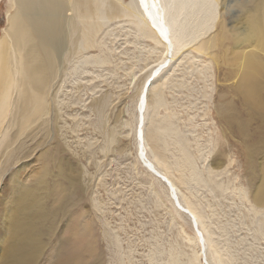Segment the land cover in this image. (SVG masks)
<instances>
[{
	"label": "rangeland",
	"instance_id": "obj_1",
	"mask_svg": "<svg viewBox=\"0 0 264 264\" xmlns=\"http://www.w3.org/2000/svg\"><path fill=\"white\" fill-rule=\"evenodd\" d=\"M234 1L225 0V12L222 0H212L213 19L197 34L199 41L217 40L223 25L222 43L198 52L197 41L188 38L157 72L138 157L137 95L162 47L142 35L137 16L99 19L97 47L68 61L52 98L62 136L51 125L45 146L36 148L29 128L51 120L49 114L20 128L10 106L1 127L9 135L0 145V210L18 174L37 199L22 217L35 225L40 241L28 264H52L51 251L73 239L72 220L80 229L90 223L99 264H264V110L235 93L249 54L264 63V46L234 45L232 34L246 26ZM7 9L8 0H1L0 36ZM30 171H40V183ZM38 209L43 216L35 215Z\"/></svg>",
	"mask_w": 264,
	"mask_h": 264
},
{
	"label": "bare ground",
	"instance_id": "obj_2",
	"mask_svg": "<svg viewBox=\"0 0 264 264\" xmlns=\"http://www.w3.org/2000/svg\"><path fill=\"white\" fill-rule=\"evenodd\" d=\"M8 2L9 9L5 13V25L1 28L0 36V136L1 139L3 138L0 145L6 141L5 135H9L1 127L10 106L13 107V120L20 128H27L25 125L28 122L31 125L49 114L51 120L42 118L40 123L29 128L33 136L32 140L37 138L36 142L34 140L36 148L42 143L45 146L46 139L52 131L51 125H54L53 130L55 129L56 133L62 136L61 130H58L59 127L55 124L59 111L54 107L52 98L56 91H59L56 90L58 80L65 75L68 61L72 57L82 56L84 50L97 47L99 19L101 22L102 18L115 19L129 16L132 19L137 16L136 25L142 35L156 40L162 47L160 58L148 76H145L137 95L136 125L133 129L137 157L138 152L141 155L144 152L145 113L143 112L149 108L147 97L153 80L165 68L163 65L168 59L186 46L185 41L188 38H193L195 41L199 37L197 34L208 27L209 21L213 19L211 10L214 11L212 0H130L126 4L122 0L109 2L107 0H8ZM222 5L226 12V7L230 5H226L225 0H222ZM233 6H239L241 9L239 11L246 15H242L246 20L245 28L239 31L237 29L236 33L232 34L234 45L242 46L246 43L247 47H250L255 43L260 47L264 46V0H235ZM220 27L219 39L216 40L217 36H212L209 41L196 40L198 43L194 44L195 49L201 52L224 40L228 29L226 30V27L223 29V25ZM231 29L230 27L229 30ZM229 39L232 42L230 37ZM239 59L240 66H243L245 63L243 53H239ZM247 65L246 71L239 77V85L235 93L243 94L245 102L247 100L255 110L262 112L264 97L261 94H264V84L260 80L264 81V63L257 55L250 53L247 57ZM50 97L52 105L49 101ZM159 100L158 97L152 104L155 105ZM101 102L95 100L94 105L101 108L103 106ZM49 128H51L50 132ZM110 135H113L112 132H109ZM61 139V142L65 143L64 146H67L64 137ZM46 153L48 147L39 157H45ZM13 154L14 151L10 156L7 154L9 157L5 160L10 159ZM163 164L161 162V165ZM45 166L42 163L39 166L43 174H45ZM145 167L153 172V167H150L151 169L146 165ZM40 171L38 173L30 171V177H34L32 181L40 183L42 179L37 176L41 174ZM153 175L160 179L155 172ZM16 177V180L13 179L12 195L3 201L4 207L0 210L2 225L0 264H28L36 255V247L40 246L35 225L26 223L22 218L23 213L26 212L25 208L30 209L34 205L32 202L26 204L30 200L35 202L37 199L32 195V186L22 182L18 174ZM163 182L170 193V188L165 181ZM170 183L173 186L172 182ZM188 209L197 222L198 219L201 220L198 211L192 212L189 207ZM35 215L43 216V213L38 209ZM73 222L75 221L72 220L70 224L73 239L69 244L66 243L51 251L50 255L54 260L52 264H99V253L90 223L84 224L80 229ZM200 225H202L201 221ZM195 237L199 242V237L197 235ZM204 241L206 245L211 242L210 237L208 241L206 232ZM198 244L201 245L200 242ZM85 253L89 255V263L83 256Z\"/></svg>",
	"mask_w": 264,
	"mask_h": 264
}]
</instances>
